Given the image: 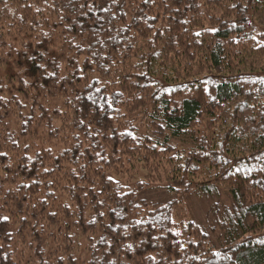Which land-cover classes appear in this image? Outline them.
<instances>
[{
	"label": "trees",
	"instance_id": "trees-1",
	"mask_svg": "<svg viewBox=\"0 0 264 264\" xmlns=\"http://www.w3.org/2000/svg\"><path fill=\"white\" fill-rule=\"evenodd\" d=\"M0 264H264V0H0Z\"/></svg>",
	"mask_w": 264,
	"mask_h": 264
},
{
	"label": "rangeland",
	"instance_id": "rangeland-1",
	"mask_svg": "<svg viewBox=\"0 0 264 264\" xmlns=\"http://www.w3.org/2000/svg\"><path fill=\"white\" fill-rule=\"evenodd\" d=\"M176 198L174 195L168 193L163 184H156L155 187L139 195V200L159 203H166ZM210 204V200L201 196L186 197L177 205L174 219L175 221L193 220L202 227H207L211 224V218L208 214Z\"/></svg>",
	"mask_w": 264,
	"mask_h": 264
}]
</instances>
